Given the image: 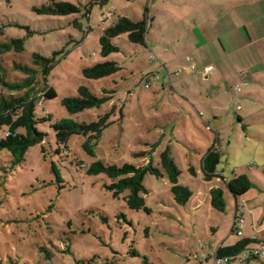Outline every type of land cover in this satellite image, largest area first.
I'll return each mask as SVG.
<instances>
[{
  "label": "rangeland",
  "instance_id": "374dc122",
  "mask_svg": "<svg viewBox=\"0 0 264 264\" xmlns=\"http://www.w3.org/2000/svg\"><path fill=\"white\" fill-rule=\"evenodd\" d=\"M65 1L81 5L82 11L44 14L38 8L52 0H0V42L25 41L22 52L0 53V73L15 82L28 76L16 63L36 68V114L53 116L52 121L37 125L47 133L45 150L40 143L32 145L25 160L14 165L11 152L0 148L1 263L99 264L115 256L119 264H215L218 246L243 236L232 231L236 197L223 178H205L203 159L210 148H216L222 154L218 168L229 178L237 172L247 174L250 166L258 171L256 164H264V156L256 155L254 141L238 122L241 111L237 107H242L243 100L236 96L233 85L227 91L221 87L215 91L201 74L189 77L188 62L180 58L166 66L171 71L183 69L169 81L161 64L165 60L161 56L152 59L155 51L132 42L127 33L115 38L117 52L108 57L101 54L104 29L120 16L144 18L149 0H109L103 5L90 4L93 0ZM112 11L116 12L114 19L102 21ZM154 34L151 31V42ZM35 52L55 58L46 77L34 63ZM104 60L118 61L122 69L101 79L85 76V67ZM158 72L159 79L155 77ZM147 81L150 87H146ZM45 85L54 87L58 96L45 97ZM82 85L98 96L111 95V99L99 107L71 113L62 100L78 96ZM2 93L20 92L0 84ZM208 99L223 100L225 114L219 121L212 118L213 107L204 103ZM106 113L114 122L94 141L96 157L83 147L87 137L78 134L71 137L68 149L57 152L53 122L71 118L90 123ZM6 134L7 127H0V140ZM167 148L181 170L180 184L192 189L193 196L181 204L166 172L161 177L147 173L145 197L151 212L131 209L124 198L128 191L114 196L107 187L112 180L104 173L89 174L84 166L99 158L140 166L152 161L162 168L161 153ZM213 187L224 190V211L212 205Z\"/></svg>",
  "mask_w": 264,
  "mask_h": 264
},
{
  "label": "trees",
  "instance_id": "16d2710c",
  "mask_svg": "<svg viewBox=\"0 0 264 264\" xmlns=\"http://www.w3.org/2000/svg\"><path fill=\"white\" fill-rule=\"evenodd\" d=\"M109 0H93L90 4L100 3L105 4ZM86 15H89V6H86ZM40 13L53 15H68L79 13L82 11L81 5L72 1L52 0L50 4H46L38 8ZM113 14L108 19H114ZM148 30V16L140 20H133L128 16H120L118 19L104 29L103 35L100 38L101 54L108 57L119 50L115 38L122 34H128L129 39L134 43L147 45L146 33ZM22 52L25 49L24 38H13L9 42H0V53L10 50ZM34 63L39 65L43 70L45 77L49 70L54 66V57H46L42 54L34 53ZM1 67V66H0ZM16 68L22 70L28 76L22 81H7L5 74L0 73V84L5 86L9 91H19L20 93L0 94V127H7V134L0 140V148L8 149L13 156V164L17 165L23 162L26 158L28 149L35 144H42L45 150L44 141L47 133L38 128L39 121L53 120L52 114H47L38 117L36 114L37 98L39 95L35 93L34 86L37 84L38 70L34 67L16 63ZM2 69V67H1ZM122 69L118 61L104 60L93 66L85 67L83 72L87 78L101 79L117 73ZM4 70V69H3ZM45 97L55 98L58 96L54 87L45 85L42 89ZM105 91L110 92L105 88ZM78 96L65 97L63 105L71 113L80 112L88 108L99 107L103 103L111 99V95L98 96L88 86L82 85L78 89ZM114 121L111 119L110 113L99 116V119L90 123L76 122L71 118H62L61 120L52 123L56 131L57 152L63 153L69 148V143L73 135H83L87 139L83 143L85 150L92 156L96 157L94 149V141L98 140L103 131L110 126ZM221 153L216 148H210L203 159V166L206 179L221 177L227 184L230 192L238 198L243 196L254 187V182L247 174H240L228 179L221 176L217 171L218 164L221 161ZM161 167L155 166L151 161L145 165H136L132 162H124L123 164L107 163L102 159L96 158L90 165L85 164L89 174H106L112 182L107 187L113 191L114 196L120 197L122 193L128 191L124 196L128 206L131 209H145L151 212L152 209L148 206L145 194L148 193V188L144 183L147 173L161 177L168 174L172 183V191L175 194L176 200L181 204H186L193 196V191L188 186L180 184L179 177L181 170L175 162L170 148L165 149L161 153ZM212 205L224 211L226 209V199L224 190L221 187H213L210 189ZM233 231V230H232ZM234 233V231H233ZM251 238H243L232 245L221 244L215 256L220 258L230 257L227 264H234L238 259L236 256L252 243ZM137 254L136 251L133 252ZM0 264L1 261H0ZM11 264H17L12 262ZM99 264H119L115 256L103 259Z\"/></svg>",
  "mask_w": 264,
  "mask_h": 264
},
{
  "label": "crops",
  "instance_id": "0c3cea01",
  "mask_svg": "<svg viewBox=\"0 0 264 264\" xmlns=\"http://www.w3.org/2000/svg\"><path fill=\"white\" fill-rule=\"evenodd\" d=\"M146 10V47L158 52L157 58L161 56L165 60L161 64L167 69L169 81L173 74L180 75L183 69L179 68L182 71L177 74L179 69L171 71L166 66L180 58L181 62H188L185 67L189 77L201 74L215 91L220 87L227 91L228 86L233 85L236 96L244 103L241 109L237 107L241 111L237 113L238 122L248 132L247 137L254 141L256 155L264 156V0H149ZM111 13L116 14L115 11ZM151 31L156 32L152 42ZM209 65H214V69L206 73L205 67ZM157 75L155 77L159 79V72ZM238 84L241 91L236 90ZM211 100H204V103L213 107L212 118L219 121L225 114L223 100ZM261 165L256 164L258 171L249 167L247 175L254 187L243 195L241 201L236 198L234 202L233 224L238 205L247 208L243 214V238L253 240L250 246L264 245V164ZM217 171L225 179L229 178L220 168ZM234 264L264 262L250 258L244 263L237 260Z\"/></svg>",
  "mask_w": 264,
  "mask_h": 264
},
{
  "label": "built area",
  "instance_id": "2783aa9c",
  "mask_svg": "<svg viewBox=\"0 0 264 264\" xmlns=\"http://www.w3.org/2000/svg\"><path fill=\"white\" fill-rule=\"evenodd\" d=\"M113 15V13H110L106 18H103L102 21H105L106 19L110 18ZM152 59L157 58L156 54H152L151 55ZM187 59L190 61L191 57L188 56ZM192 67H194V64H192ZM214 69V65H209L207 67H205V72L209 73ZM181 69H179L178 71H176L177 74L181 73ZM151 86V82L147 81L146 83V87H150ZM241 85H236V90L237 91H241ZM238 108H241V106L239 105ZM247 208L245 205L239 206L237 208V214H236V218L233 224V231L236 235L238 236H244V228H245V217H244V213L246 212ZM236 258L238 260L241 261V263H244L246 260L250 259V258H258L261 259L264 262V245H260V246H249L244 248L237 256ZM230 261V257H225V258H220L218 259L215 256V264H223L224 262H229Z\"/></svg>",
  "mask_w": 264,
  "mask_h": 264
}]
</instances>
